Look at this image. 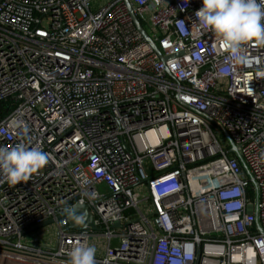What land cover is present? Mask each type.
<instances>
[{"label":"built area","instance_id":"built-area-1","mask_svg":"<svg viewBox=\"0 0 264 264\" xmlns=\"http://www.w3.org/2000/svg\"><path fill=\"white\" fill-rule=\"evenodd\" d=\"M97 1L0 0V147L48 157L0 175V264L76 246L96 264H264V46L233 60L202 0ZM76 205L97 231L70 228Z\"/></svg>","mask_w":264,"mask_h":264},{"label":"clouds","instance_id":"clouds-1","mask_svg":"<svg viewBox=\"0 0 264 264\" xmlns=\"http://www.w3.org/2000/svg\"><path fill=\"white\" fill-rule=\"evenodd\" d=\"M189 0H183L186 5ZM199 23L219 38L223 49L238 63H247L245 45L264 46V0H202L195 12ZM48 163L47 155L23 143L0 147V175L11 185L28 181ZM95 248L76 246L69 253V264H96Z\"/></svg>","mask_w":264,"mask_h":264},{"label":"water","instance_id":"water-1","mask_svg":"<svg viewBox=\"0 0 264 264\" xmlns=\"http://www.w3.org/2000/svg\"><path fill=\"white\" fill-rule=\"evenodd\" d=\"M128 7H129V10L131 12L133 21H134L137 29L140 31V33L144 37V39L152 46L154 51L161 57V59L163 61H166V58L162 57L161 52L157 48L156 44L154 42H152V40L146 34L145 30L142 28L139 20L137 19V17L135 16V14L133 12V9H132L130 3H128ZM228 139H229V137H228ZM232 151L236 152V148L233 147ZM66 217L69 221L70 228L72 230H75V231H84V230L97 231V227L95 225L94 218L90 214L89 208L86 205H76L75 207L72 208L71 211L67 212ZM49 224H51V222H47L43 225L36 226L35 228H33V231L41 230L42 228L48 226Z\"/></svg>","mask_w":264,"mask_h":264},{"label":"rangeland","instance_id":"rangeland-1","mask_svg":"<svg viewBox=\"0 0 264 264\" xmlns=\"http://www.w3.org/2000/svg\"><path fill=\"white\" fill-rule=\"evenodd\" d=\"M105 0H98L97 2L94 3V7H98L100 3H104ZM48 230L53 231V228H48Z\"/></svg>","mask_w":264,"mask_h":264}]
</instances>
